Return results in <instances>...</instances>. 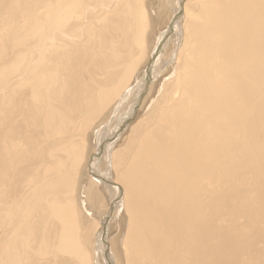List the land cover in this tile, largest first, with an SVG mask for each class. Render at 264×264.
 I'll use <instances>...</instances> for the list:
<instances>
[{
    "label": "bare ground",
    "instance_id": "bare-ground-1",
    "mask_svg": "<svg viewBox=\"0 0 264 264\" xmlns=\"http://www.w3.org/2000/svg\"><path fill=\"white\" fill-rule=\"evenodd\" d=\"M185 1L163 0L161 62L154 2L0 0V264H264V0ZM147 66L145 84L177 75L96 158ZM19 135L41 165L17 169ZM90 162L102 215L126 211L112 254L79 199Z\"/></svg>",
    "mask_w": 264,
    "mask_h": 264
},
{
    "label": "rangeland",
    "instance_id": "rangeland-1",
    "mask_svg": "<svg viewBox=\"0 0 264 264\" xmlns=\"http://www.w3.org/2000/svg\"><path fill=\"white\" fill-rule=\"evenodd\" d=\"M147 1L148 2H154V6H153L152 12H153V16H154V19L153 20H156V22H155L154 25L157 28L156 35H155L154 39L155 38H158L160 36H163V38H161V39H163L162 45H160V47H159L160 52H161V54L163 56V59H161V62H163V60L168 57L167 55H171V53L173 52L174 47L176 45V43H175L176 34L173 31H170V29H171L170 28V24H169L170 23V20H171L170 19V15H169L170 10H169V12H167V10L164 9L163 0H147ZM186 1L188 2L189 0H186ZM186 1H185V3H186ZM161 12H163V13H161ZM147 13L150 16V18L153 17V16H151V12L148 10V7H147ZM160 13H161V15H160ZM153 29H155V27ZM154 39H153V43L155 44ZM146 45H147V43L145 44L144 48L146 47ZM180 50L181 49H178L177 50L176 55L179 54ZM144 58H143V60H144ZM176 61H177V59L175 60V62ZM147 70H149V66H147V68L145 69V71L141 72L140 75H139V83L141 82L142 84H139L138 85L139 89L134 94V98L132 97L133 95L129 96L130 98H129V100L125 104V106L127 105V108H128V112L125 114L126 117H124L122 119L120 118L119 119V123H117L115 125V127H113V129L109 133L108 132H105V135L107 136V139L105 141V144H103L102 146H100V147L98 146V142H97L98 140H97V137H95V146H96L97 149H98V147L101 149L100 153L97 154L96 158H99L100 157L101 152L103 150H106L107 151V154H110V156H111V154L115 151V149L118 148V146L121 145V142H123L122 140H124L131 133L130 132L131 129H132L131 128V125L132 126L136 125L137 122H139L142 119H145L148 116H150L149 115L150 113H153V111L155 110V107L157 106L158 102L161 101L162 98H164L163 96H164V89H165L164 87H165V84H167L168 82L169 83L172 82L173 79H175V77L177 75V74L175 75V73H177V72H175V70H174L170 76L167 75V76L164 77V75H162L161 72H160L162 70V67L161 68H158V69L155 68L156 76L153 77L151 80H149L146 83L147 84L146 85L145 84V79H146V74H147L146 71ZM162 79H163L164 82H162V86L160 88V91L156 94V96L153 97V99L151 100V102L148 103L147 102L148 101L147 100V97H148V94L147 93H150V92L147 91V90L149 89V87H152V92L151 93H153L154 87ZM82 81L85 82V83L93 84V85L96 84V81L94 79V76L93 75H90V74L80 75V77L78 79V83L81 84ZM133 88H135V86H133L131 88V90ZM131 90H130V92H131ZM130 94H132V93H130ZM81 100H82V104H84V103H85V105L88 104V102H86V96H84L83 98H81L80 101ZM145 104H147V106H145ZM86 109L87 108L85 106V111H86ZM129 112L130 113L131 112H139V115L140 116L138 115L137 116L138 118L133 123H131L130 125H127L126 126V125H124V123L127 122L128 119H129L127 117V116H129V114H128ZM110 122H111V119L107 120L105 123H103L96 130L95 133L96 134H98L99 132L101 133V131L106 126H108V127L111 128ZM121 125L126 126V128L124 126L120 127ZM119 129H122L123 132L120 133L118 136L115 137V134L117 133V131ZM71 134L73 136H76L77 135V132H72ZM19 139L22 142V145H23V149L22 150L23 151H22V158L20 160V163L17 165V169L24 170V169H27V168H29L31 166L41 165V163H40V157L38 156L39 150L35 146L28 145L27 142H25V140L23 139V135H19ZM43 144L44 143H40L39 147H41ZM40 155H42V153H40ZM86 164H88L87 163V160L85 161L83 167H85ZM93 165L94 164H92L90 162V164L88 166H86V170L85 169L84 170L82 169L81 175L78 174V176H79L78 177L79 182L81 181V178H84L83 188H85V189H83L82 194H80L81 196L79 195L80 197L79 196L78 197H79V199L84 200L83 202L86 205L87 213L88 214H91L93 216V218H95V220L100 221L102 219L103 212L107 208L106 206L104 207L103 203H101L100 200H102V199L104 201L107 200V201H105L106 202L105 205H107L109 201H108L107 197H104L103 198V196H104L103 193L101 194L102 197L99 195V191H97L98 189H96L95 182L93 183V179H92L93 177L91 176L92 175L91 173H93V172L90 171L92 168L95 169V167ZM111 170H112V167H111ZM98 171L100 172V170H98ZM11 175H12V173H8L6 178H12ZM0 178H2V176H0ZM113 178H115V177H113ZM94 179L97 180V181H100V178H94ZM112 181H114V179H112ZM79 185H80V183H79ZM92 185L94 186L93 189H92V187H93ZM98 186H102V185L99 184ZM100 197H101V199H100ZM101 205H102V207H100ZM101 208H104V210L101 209ZM108 209H109V207H108ZM123 209L125 210V208H123ZM125 212L126 211H123L122 210L121 214L120 215H117V216L113 215V213H111L112 216H110V214H109V216L108 215L107 216L106 215L103 216L104 218H103L102 221H103V223L105 222V224H104V237H103V240L106 239L107 244L109 243L108 246H107V248H105V249H107L106 252L109 251L112 254V252H113L112 250L113 249H112L111 244L113 245V242H116V240H117V238L119 236H121L120 237L121 238V241L124 238V237L122 238V236L125 235V232H126L127 226H128V224H127L128 221H127V217L125 216L126 215ZM122 213H124L123 216H121ZM125 221H127V222H125ZM122 225H123V227H122ZM110 241H112V242L110 243ZM113 262H115V261L113 260Z\"/></svg>",
    "mask_w": 264,
    "mask_h": 264
}]
</instances>
